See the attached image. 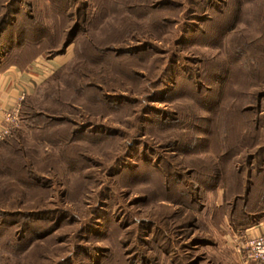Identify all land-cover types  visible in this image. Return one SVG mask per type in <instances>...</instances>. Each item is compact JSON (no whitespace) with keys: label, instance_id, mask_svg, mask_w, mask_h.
I'll return each instance as SVG.
<instances>
[{"label":"rangeland","instance_id":"rangeland-1","mask_svg":"<svg viewBox=\"0 0 264 264\" xmlns=\"http://www.w3.org/2000/svg\"><path fill=\"white\" fill-rule=\"evenodd\" d=\"M1 57L58 66L0 144V264H240L208 184L264 161V0H0Z\"/></svg>","mask_w":264,"mask_h":264},{"label":"trees","instance_id":"trees-1","mask_svg":"<svg viewBox=\"0 0 264 264\" xmlns=\"http://www.w3.org/2000/svg\"><path fill=\"white\" fill-rule=\"evenodd\" d=\"M82 27V24H78L74 28V32L72 33V38L68 39L65 46H68L72 41L74 40V36L76 33L80 31ZM89 47L93 49L95 52H97V55L101 56L102 58L104 56V53L113 52L115 55H121L124 54V50L122 48L115 49V47H105V50H98L97 46L95 47L92 43L89 44ZM95 47V48H94ZM13 65V63H5L4 59L0 58V73H2L5 69ZM18 67L20 70L24 71L20 66L14 65ZM56 71H54L51 75H53ZM82 79L86 80L87 78L81 77ZM93 79V77L91 76ZM107 89L108 91H115V88L109 87L101 82H88L85 83L84 89L85 90H98L100 92H103V89ZM71 104V103H70ZM72 105H75L74 102H72ZM29 108V107H28ZM33 109V108H30ZM44 112V113H43ZM48 112L47 109L43 110L42 112H39L38 116H44L47 115ZM24 115H20V120H23ZM46 117V116H45ZM63 121V120H60ZM259 127L254 124V148H258V140L260 139L259 135H257ZM220 157L225 156L224 154L219 155ZM254 162L257 160L254 156ZM251 159V161H253ZM223 160V159H222ZM223 162V161H222ZM226 164V162L224 163ZM224 166L221 163V167L223 168V171L215 170L213 174V183L208 184V192L212 194L213 197H216L219 192H221V201H222V207L219 209V215H220V221L218 223V227H220L222 224L225 223V221L228 223L230 228L234 229L237 233H243L248 228L253 227L257 222L264 219V161L261 162L260 165H255L254 163V177H251L250 179L247 178L245 180L237 179L234 180V188L232 189V185L230 184V181L228 178L225 177L224 174ZM252 166V164H251ZM218 168V167H217ZM233 180V179H232ZM211 221V219H210ZM213 221V219H212ZM147 224V223H146ZM149 226L154 227L156 229V226L152 223H149ZM150 231V230H149ZM151 232V231H150ZM173 246L171 245V249H166L163 246H160L159 252L161 257L170 258V260L174 259L175 252L173 251ZM146 260V258H145ZM168 260V259H167ZM175 261H173L172 264H174ZM177 263V260H176Z\"/></svg>","mask_w":264,"mask_h":264},{"label":"crops","instance_id":"crops-1","mask_svg":"<svg viewBox=\"0 0 264 264\" xmlns=\"http://www.w3.org/2000/svg\"><path fill=\"white\" fill-rule=\"evenodd\" d=\"M56 61H38L28 71H22L16 67H9L0 73V127L2 122V109L14 105L22 90L29 91L43 79L45 68L53 71L58 66ZM41 67V68H40ZM264 233V219L257 222L253 227L244 231V236H258ZM241 234V233H240ZM238 256V255H237ZM240 264H243L240 257Z\"/></svg>","mask_w":264,"mask_h":264},{"label":"built area","instance_id":"built-area-1","mask_svg":"<svg viewBox=\"0 0 264 264\" xmlns=\"http://www.w3.org/2000/svg\"><path fill=\"white\" fill-rule=\"evenodd\" d=\"M47 72L49 74L53 73V71H48L45 68L43 76ZM26 95L27 91L22 90L13 106L1 110L0 144L4 139L11 137L12 132L18 127L20 123V102ZM233 241L235 242L234 249L236 250V254L240 257L243 264H264V233L255 237H247L241 234L235 236Z\"/></svg>","mask_w":264,"mask_h":264}]
</instances>
